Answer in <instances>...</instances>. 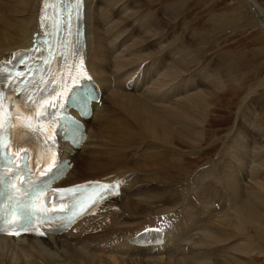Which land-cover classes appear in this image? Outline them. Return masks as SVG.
I'll use <instances>...</instances> for the list:
<instances>
[{
    "label": "bare ground",
    "instance_id": "6f19581e",
    "mask_svg": "<svg viewBox=\"0 0 264 264\" xmlns=\"http://www.w3.org/2000/svg\"><path fill=\"white\" fill-rule=\"evenodd\" d=\"M113 1L95 0L96 5L102 4L104 8L100 14L103 17L94 18L97 27L102 26V21L108 20L110 15H115L114 5L111 6ZM92 2L85 0L86 25ZM41 5L42 0H0V66L12 61L18 50L31 45L33 34L39 29ZM251 5L259 12L260 22L264 25L261 5L257 0H251ZM146 26L152 34L151 22H146ZM86 27L84 63L99 85L102 98L99 104L93 105L92 116L85 122L86 140L82 147L74 150L61 146L63 157L74 163L61 185L92 180L118 181L120 194L60 236H0V264L110 263L99 258L97 253L114 255L111 258L114 264H251L254 258L264 256L263 182H257L259 187L255 189L244 187L238 171L245 166L241 162L251 157L248 143L240 139V135L230 134L234 151L231 148L225 154L221 166H213L195 178L189 176L187 168L184 169L187 156L200 154L203 132L198 130V125H205V106L216 93L213 89L209 96L193 93L184 99L173 98V92L179 95L186 90L185 75L181 71L188 70L193 61L185 60L186 55L182 54L151 84L159 87L153 89L150 86L145 92L137 93L141 88L140 81L145 82L149 77L147 70H156L154 65L152 68V54L132 58L130 55L137 54L134 43L126 46L119 57H114L112 54L119 48L116 42L120 37L112 40L116 26L94 32L92 39L88 31L91 28ZM105 35L116 44L109 47ZM143 42L149 46L151 40L150 43ZM111 50L113 53L110 54ZM74 68L71 64L68 69L74 71ZM112 79L116 83L114 90ZM210 79L216 87V78ZM128 83L132 85L128 86ZM104 100L109 105L106 106ZM248 168L245 169L247 172ZM174 170L180 179H186L179 181L176 185L180 186L175 189L169 187L172 182L168 174ZM260 172L263 171L257 169L252 174ZM133 188L143 195L130 196L129 191ZM148 192L154 195L147 196ZM194 193L199 195L197 200H202L201 204L220 201L224 206L227 201L234 211H223L218 226H214L213 219L207 221L201 215L202 209L206 212L214 207L206 204L199 210L201 212L195 210V214V208L185 203ZM218 209H214V213L217 214ZM139 219L143 220L135 222ZM150 227L161 230L160 241L152 239L144 245L134 241L136 235Z\"/></svg>",
    "mask_w": 264,
    "mask_h": 264
},
{
    "label": "rangeland",
    "instance_id": "374dc122",
    "mask_svg": "<svg viewBox=\"0 0 264 264\" xmlns=\"http://www.w3.org/2000/svg\"><path fill=\"white\" fill-rule=\"evenodd\" d=\"M257 1L261 5L264 15V0ZM112 5L116 11L115 15H110L108 20L102 21V26L97 27L94 18L103 17L100 15L103 6L102 4L96 5L93 0L89 10V22H87L88 27L91 28V31L88 30L89 36L92 39L94 32H104L107 27L115 25L116 29L112 40L120 36L117 44L105 35V38L109 40L107 41L109 47L112 44L119 47L115 54L112 50L110 54L113 53L114 57H119L120 52L126 50V46L134 43L138 55H130L133 56L132 58L152 54V68L154 65L156 70L155 72L151 68L147 70L149 77L145 79V82L140 81L141 88L136 91L137 93H143L152 86L151 84L157 77L169 69L173 65V61L182 54L186 55L185 60L193 61V64L188 70L181 71L185 75L183 80L187 83L186 90L179 95L173 92V98L184 99L193 93L209 96L208 94L213 89L216 92L211 99L207 98L209 103L205 106L207 110L204 115L205 125L204 123L198 125V130L201 129L200 131L203 132V141L199 145L200 154L190 155L186 158L184 169L187 168L189 176L195 178L213 166H221L225 154L233 149L230 134H236L248 143V152L252 157L241 162L245 165L243 169L239 168L238 170L241 184L252 189H255L258 186L256 184L261 182L264 186V25L260 22L259 12L252 8L251 0H151V7L149 0H138L137 3L134 0H119V3L118 0H114ZM103 12H107V10ZM148 21L151 22L152 31L150 32L152 34L148 33L146 26ZM149 35L151 37L148 38ZM143 41H148L150 45L147 46L148 44ZM158 60L161 64L158 63ZM147 62L148 60H146ZM212 76L216 78V87L213 86L214 82L210 79ZM112 81L114 90L116 83L115 80L112 79ZM157 86L159 87V85H154L152 88ZM104 102L106 106L109 105L105 100ZM181 147L185 152H189L185 146ZM247 168L248 172L245 170ZM83 169L84 167L81 168V172ZM257 169L263 172L252 174V171ZM168 174L169 181L172 182L169 187L173 189L180 186V184L176 185L179 181L186 180L180 179L181 177L175 173V170ZM252 178L254 179L251 182ZM187 191L186 193H188ZM129 194L133 198L143 195L137 194L135 188L129 191ZM152 195L154 193L148 192L147 194V196ZM197 195L194 193L191 198L187 197L189 201L185 202L195 208L193 210L195 214V210L198 209L197 213L201 212L199 210L206 207L207 204H201L202 200H197ZM219 202L207 204L208 207L211 206L210 208L214 207L210 211L205 210L206 212H204L202 209V217L207 218V221L213 219L214 226H218L225 212L232 213L234 211L231 210L229 202H224L226 208L222 202ZM214 209H218L216 210L218 215L214 213ZM142 220L139 219L135 222ZM101 254L97 253L96 255L106 262H110L108 264L115 263L111 260L114 255ZM116 256L120 257L119 254ZM158 258L161 259L162 256L159 255ZM158 258L155 257V260ZM163 258L165 257L163 256ZM146 259L152 261L150 257ZM251 264H264V256L254 258Z\"/></svg>",
    "mask_w": 264,
    "mask_h": 264
},
{
    "label": "snow or ice",
    "instance_id": "6c2138e0",
    "mask_svg": "<svg viewBox=\"0 0 264 264\" xmlns=\"http://www.w3.org/2000/svg\"><path fill=\"white\" fill-rule=\"evenodd\" d=\"M72 123H75V122L73 121ZM30 215H36V214L35 213H32ZM32 223H33V221L28 216H26L25 217V222H24V224L21 225V228L24 231H27L28 230V227H30ZM41 234H43V233H41Z\"/></svg>",
    "mask_w": 264,
    "mask_h": 264
}]
</instances>
